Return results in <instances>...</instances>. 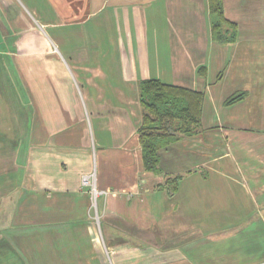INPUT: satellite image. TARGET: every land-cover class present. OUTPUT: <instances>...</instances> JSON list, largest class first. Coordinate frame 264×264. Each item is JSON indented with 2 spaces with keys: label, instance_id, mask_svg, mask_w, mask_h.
I'll return each instance as SVG.
<instances>
[{
  "label": "crops",
  "instance_id": "1",
  "mask_svg": "<svg viewBox=\"0 0 264 264\" xmlns=\"http://www.w3.org/2000/svg\"><path fill=\"white\" fill-rule=\"evenodd\" d=\"M18 1L28 12L0 20V55L17 46L11 72L38 112L29 100L17 117L0 112V184L14 169L22 202L36 198L38 212L22 229L0 226V264L20 252L43 264L47 242L72 252L89 232L112 264H264V0H223L237 24L228 44L211 36L208 0H0V10ZM148 77L204 93L201 132L161 149L157 175L143 171L137 133V81ZM91 174L102 247L81 183ZM176 175L175 192L159 185ZM14 235L36 239L20 251Z\"/></svg>",
  "mask_w": 264,
  "mask_h": 264
},
{
  "label": "trees",
  "instance_id": "2",
  "mask_svg": "<svg viewBox=\"0 0 264 264\" xmlns=\"http://www.w3.org/2000/svg\"><path fill=\"white\" fill-rule=\"evenodd\" d=\"M211 36L220 43H233L237 24L224 13L223 0H208ZM204 74L205 68L198 69ZM247 95L245 90L229 95L224 101L230 106ZM204 93L200 89L164 82L156 77L137 81V99L140 106V124L137 128L141 148L142 168L146 173L162 172L160 150L184 137L201 132V110ZM180 176H167L163 184L171 192L178 187Z\"/></svg>",
  "mask_w": 264,
  "mask_h": 264
},
{
  "label": "rangeland",
  "instance_id": "3",
  "mask_svg": "<svg viewBox=\"0 0 264 264\" xmlns=\"http://www.w3.org/2000/svg\"><path fill=\"white\" fill-rule=\"evenodd\" d=\"M11 1V0H10ZM9 4L10 9L9 10H0V20L2 21L3 25L9 26L11 25L10 20L12 19V12L17 14L20 9H23L26 13L28 12L27 9L18 1L19 5L16 6L12 2ZM11 11V12H10ZM10 12V13H9ZM1 26V25H0ZM37 28L33 29L37 31L43 32L42 29L38 27L36 24ZM32 30V29H31ZM45 33L51 32V30L47 27L44 29ZM6 32L10 35L11 32H14V29H6ZM1 48H5V46L0 45ZM17 49V46H8L9 52L5 53L4 55H0V112L5 113L3 114L4 116L6 115V118H13L17 117L18 115H21L22 112V107L26 106V112L29 106L27 101L31 103V107L29 108L30 111H33L36 113L37 117V112L38 109L34 104L36 103L35 96L33 93L28 89V88H23V79L20 77L17 72H14L12 75V67L14 68V63L17 61V52L15 51ZM12 50V51H11ZM23 85V86H22ZM29 94L31 98H27V95ZM34 106V108H33ZM36 107V108H35ZM25 112V113H26ZM0 127H2L0 123ZM2 132V129L0 128V134ZM2 135H0L1 137ZM5 144V141L4 143ZM2 166V165H1ZM4 166V165H3ZM2 166V168H3ZM5 171L6 166L4 167ZM13 170L11 172H7V176L11 182L9 185L2 186L0 184V212L7 213V220L3 221L0 223V226H3L5 224L8 225V227L13 228L14 230L22 229L25 225H22L23 218L25 216V213H29V211L32 213L35 211L36 213L38 212L37 210V199L33 201V204L28 205L27 203H23L21 199V194H22V187L20 185V181H17V176L13 175ZM3 171V172H5ZM1 172V168H0ZM20 173V172H19ZM18 173V174H19ZM1 182V181H0ZM89 184L83 185L84 189L87 191L89 198H90V214L94 218V223H95V236L99 240V246L102 247L103 241L106 240L104 237V231H103V222L101 219H99L100 216V211H98V205H97V197L99 195V191L96 189L95 184L92 182V178L89 179ZM93 190L97 191V195L94 197L93 195ZM5 197V198H3ZM7 201V202H6ZM99 203V202H98ZM51 209V208H50ZM49 209V210H50ZM66 210V209H65ZM55 209L50 210V213H54ZM64 211V210H63ZM81 213V212H80ZM79 213V214H80ZM64 214H67L63 212L60 216L63 218L69 217L68 214L65 216ZM83 216H87V212L83 211ZM69 220V219H66ZM30 221L33 224L37 223L36 221ZM60 220L57 221L59 223ZM53 223V221H52ZM56 224V223H55ZM58 226V227H57ZM37 226H35L36 228ZM58 229L59 227L62 228L59 224H56V227L53 225L52 228ZM32 228V227H31ZM51 228V227H50ZM67 229V228H63ZM213 227L211 228V230ZM93 233L89 232L88 234H82L81 237H79L78 243L84 244L81 246L82 248L80 249H73L72 252L66 249H63L62 251L59 250L58 252L54 254V249L49 250L51 247H53L54 240L49 243H46V246L44 247V252L39 253V256L42 257V260L45 262L43 264H112V255L110 253H106L105 247L103 246L102 249V254L100 252H97L95 246V241H90L92 238ZM12 241V243L19 248L20 251H25L23 248L28 245L23 239L27 238H33L36 239V236H10L9 237ZM64 238V237H63ZM47 239V237H46ZM48 240V239H47ZM19 244V247L17 246ZM57 246V243H56ZM55 247V246H54ZM32 249L26 251V252H31ZM33 252V251H32ZM24 256H23V255ZM103 255V258H102ZM22 260H18L21 259ZM29 256H25L24 253L19 254V257L17 260H15V264H32V261L29 260Z\"/></svg>",
  "mask_w": 264,
  "mask_h": 264
},
{
  "label": "built area",
  "instance_id": "4",
  "mask_svg": "<svg viewBox=\"0 0 264 264\" xmlns=\"http://www.w3.org/2000/svg\"><path fill=\"white\" fill-rule=\"evenodd\" d=\"M92 178V182L94 183V181H93V174H91V175H83L82 176V179H81V183H82V185H87V184H89V179H91ZM93 195H94V197L97 195V191L95 190H93Z\"/></svg>",
  "mask_w": 264,
  "mask_h": 264
}]
</instances>
